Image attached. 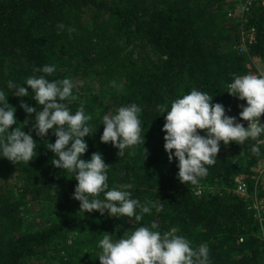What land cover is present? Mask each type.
I'll return each instance as SVG.
<instances>
[{
  "label": "trees",
  "instance_id": "obj_1",
  "mask_svg": "<svg viewBox=\"0 0 264 264\" xmlns=\"http://www.w3.org/2000/svg\"><path fill=\"white\" fill-rule=\"evenodd\" d=\"M245 2L0 0V89L9 95L18 122L26 119L19 107L22 101L40 108L27 85L23 86L30 96L17 98L7 81L22 85L27 77L41 75L35 69L46 64L56 67L49 80L79 72L90 77L94 85L84 99L93 135L85 137L88 150L81 158L88 160L99 152L110 165V189L128 185L131 198L162 208L159 213L153 208L140 222L112 218L107 212H80L79 202L72 198L75 178L53 167V154L44 147V141L54 143L55 136L51 130L44 138L33 132L37 152L32 161L13 164L0 159V264H24L34 256L57 264H99L98 241L105 234L116 240L153 222L162 233L175 229L193 248L206 243L211 264H264L258 224L246 201L232 193L234 177L251 172L262 149L254 154L251 140L241 146L221 143L215 164L207 166L198 185H183L177 179V161L169 163L163 148L166 114L156 111L157 104L170 105L196 89L212 95L213 103L223 105L226 113L227 85L235 76L253 72L251 62L264 60V0L238 12L240 20L233 25L228 23V14ZM242 29L254 32L244 51ZM113 81L116 87L110 86ZM131 103L141 108L145 143L119 157L111 143L100 142L101 121ZM31 123L22 129L25 133ZM14 176L19 186L7 189L2 182ZM32 202L50 204L55 214H44L42 227L26 230L21 213ZM111 218V227L117 228L113 233L108 232ZM72 232L77 234L69 243Z\"/></svg>",
  "mask_w": 264,
  "mask_h": 264
},
{
  "label": "clouds",
  "instance_id": "obj_2",
  "mask_svg": "<svg viewBox=\"0 0 264 264\" xmlns=\"http://www.w3.org/2000/svg\"><path fill=\"white\" fill-rule=\"evenodd\" d=\"M253 63L251 71L256 70L257 65ZM259 69L264 71L258 66ZM35 71L41 75L27 77L22 85L12 80L6 82L11 95L17 98L30 96L23 86L27 85L31 89V100L40 108L37 111L22 101L19 107L26 114L23 123L16 119V108L8 103L9 95L0 89V159L13 164L29 163L37 152L33 132L44 138L51 130L55 141L45 140L44 147L53 154L51 165L75 178L77 183L72 198L79 202L80 212L95 211L101 216L107 212L109 217L134 218L136 222H140L144 214H151L153 208L159 213L160 205L141 204L138 199L131 198L132 194L126 190L128 185L109 188L110 165L105 164L102 154L95 152L88 160L81 158L88 150L85 137L93 135L89 124L91 115L85 113L83 103L74 113L70 111L68 105L78 99L75 86L67 77L47 78L56 72L55 65L46 64ZM110 86L116 87L115 82ZM227 89L230 96L246 102L241 106L239 119L246 121L247 127L225 113L223 105L213 103L212 95L196 89L172 100L170 105H156L157 112L166 114L161 129L165 133L164 151L169 163L173 158L177 161V179L183 185H198L207 175V166L215 164L221 143L227 146L234 142L241 146L251 140L254 141L251 151L260 154V145L264 144V124L260 122L264 114V75L235 76ZM140 112L141 108L131 103L119 107L114 114L105 115L101 121L100 142L111 143L119 157L125 155V150L143 146ZM30 121L31 127L25 133L22 129ZM143 150L145 156L147 150ZM156 229L158 225L153 222L150 227L140 224L130 234L116 240L105 234L98 241L99 264H211L206 243L193 248L188 239L176 234L175 229L163 233Z\"/></svg>",
  "mask_w": 264,
  "mask_h": 264
},
{
  "label": "built area",
  "instance_id": "obj_3",
  "mask_svg": "<svg viewBox=\"0 0 264 264\" xmlns=\"http://www.w3.org/2000/svg\"><path fill=\"white\" fill-rule=\"evenodd\" d=\"M255 2L256 0H246L245 4L237 12L243 14L249 11L250 7L252 8ZM229 16L233 17L234 14L229 13ZM241 37L243 45L245 43L246 45L248 43L250 44L254 39V32L251 30L246 32L242 29ZM246 45H244L242 47L243 49H240V51H244ZM261 64L264 66V60ZM255 69L256 70L249 74L264 75V71L258 70V66H255ZM245 103V101H240L228 94L226 113L229 116L236 117L238 122L243 123L244 126L247 127V122L239 119L241 106L245 105ZM260 122L264 124V114H262ZM260 148L263 151L262 155L251 168V172L240 173L234 177L232 193L239 196L242 200H245L248 210L253 213L259 227L258 237L264 250V144L260 145ZM200 194L201 191L198 190L197 195Z\"/></svg>",
  "mask_w": 264,
  "mask_h": 264
},
{
  "label": "rangeland",
  "instance_id": "obj_4",
  "mask_svg": "<svg viewBox=\"0 0 264 264\" xmlns=\"http://www.w3.org/2000/svg\"><path fill=\"white\" fill-rule=\"evenodd\" d=\"M236 5L237 4H235L234 7ZM242 6L240 5V7H238L235 10V13H233L234 14L233 17L229 16V14H228V23L229 24L233 25V23H235V21H237L238 19L240 20V18L237 15L238 12H236V11H239V9ZM246 36H247V34H246ZM57 48L59 49L58 45H57ZM261 63L262 62L260 60H256V61H254L253 65H257L260 68L264 69V66ZM70 79L72 80V82L75 86L74 87V93L78 96V99H77V101L70 103L69 106L72 107V110L76 111L77 108L79 107L80 103H83L84 111H86L85 106L88 103L85 101L84 97H85V95L88 97V94L90 93V91H92V90H90V88L94 84L91 85V83H92L91 78L90 77H83L81 75V72H79L77 74V76H74ZM2 184H4L7 189H15L16 185H17V187L19 186V182L16 180L15 176L9 178L7 182H2ZM198 190H200V189H198ZM46 213H48V215H49L48 217L53 216L55 214V211L53 210V208L50 204H48V203L43 204V203H38V202L30 203L26 208L22 209L21 215H22V218L24 221L23 228H25L26 230H28V229L35 230V229L42 227L45 224L44 222L46 221V217L44 215ZM110 220H111V222H109L108 226L110 228H112L111 226H114L113 222L115 220H113L112 218ZM116 229L117 228L114 227L111 230H109L108 232L110 233V231H112V233H113ZM76 234L77 233H73V232L69 234V243L72 241V239H74L76 237ZM49 252H51V251H49ZM51 253H53V252H51ZM53 257H55V254L53 255ZM24 264H57V263H56V261H45V260L40 261V259H37L34 256V257H30L29 259H26V261H24Z\"/></svg>",
  "mask_w": 264,
  "mask_h": 264
}]
</instances>
